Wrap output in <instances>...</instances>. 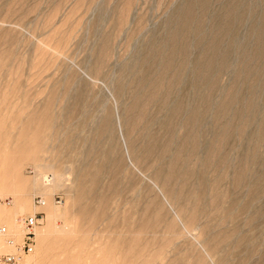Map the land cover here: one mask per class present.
<instances>
[{"label":"rangeland","instance_id":"obj_1","mask_svg":"<svg viewBox=\"0 0 264 264\" xmlns=\"http://www.w3.org/2000/svg\"><path fill=\"white\" fill-rule=\"evenodd\" d=\"M34 196V264H264V0H0V226Z\"/></svg>","mask_w":264,"mask_h":264},{"label":"built area","instance_id":"obj_2","mask_svg":"<svg viewBox=\"0 0 264 264\" xmlns=\"http://www.w3.org/2000/svg\"><path fill=\"white\" fill-rule=\"evenodd\" d=\"M61 197L54 196V204H59ZM34 211L29 215H20L15 225L9 228L0 226V264H34L32 255L35 251L36 229L44 219L43 212L37 210L45 205L42 196H34Z\"/></svg>","mask_w":264,"mask_h":264},{"label":"bare ground","instance_id":"obj_3","mask_svg":"<svg viewBox=\"0 0 264 264\" xmlns=\"http://www.w3.org/2000/svg\"><path fill=\"white\" fill-rule=\"evenodd\" d=\"M41 178H42V176H41ZM35 195V194H34ZM37 195V194H36ZM19 215H20V212H19ZM15 226V225H14ZM37 234V233H36Z\"/></svg>","mask_w":264,"mask_h":264}]
</instances>
